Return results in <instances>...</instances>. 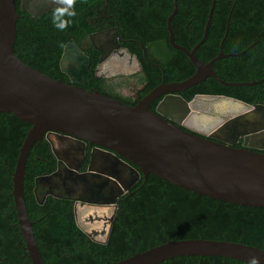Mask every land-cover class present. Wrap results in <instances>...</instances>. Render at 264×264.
<instances>
[{
  "label": "water",
  "instance_id": "obj_1",
  "mask_svg": "<svg viewBox=\"0 0 264 264\" xmlns=\"http://www.w3.org/2000/svg\"><path fill=\"white\" fill-rule=\"evenodd\" d=\"M14 1L0 0V112L11 113L29 124L10 174V196L30 264L42 262L24 206V165L32 144L48 132L55 142L49 139L51 150L65 166L61 171L36 177L35 182L55 177L66 193L80 196L73 204V218L78 225L90 223V228L82 231L92 240L102 236L106 241L115 214L114 192L100 198L109 191L106 179L126 189L139 175L145 181L146 175L152 174L209 198L264 207V103L248 104L222 94H195L189 101L177 95L206 76L228 86L264 80V76L242 82L220 79L211 67L225 55L220 50L206 62L195 57V49L206 36L214 0H210L202 34L190 49L173 41L169 26L175 11L172 0L165 21L167 40L187 56L194 71L179 81L159 82L133 105L81 86L89 62L72 38L62 47L58 60L66 81L22 62L13 52L17 18ZM18 6L30 16L39 17L60 5L53 0H19ZM88 40L98 52L94 76L135 69V56L119 46L115 27L90 33ZM162 94L155 111H151L149 103ZM164 111L170 112L171 121L161 116ZM239 139L240 146H234ZM85 142L97 147L90 150L86 171L77 172ZM70 158L75 159L73 163H69ZM190 255L227 257L245 263L255 256L264 264V250L256 246L203 238L169 240L107 264H155Z\"/></svg>",
  "mask_w": 264,
  "mask_h": 264
},
{
  "label": "trees",
  "instance_id": "obj_2",
  "mask_svg": "<svg viewBox=\"0 0 264 264\" xmlns=\"http://www.w3.org/2000/svg\"><path fill=\"white\" fill-rule=\"evenodd\" d=\"M232 2H235L233 9L240 12L235 14L232 11L220 49L223 53L234 55L214 61L211 67L224 81L257 80L264 76V0H215L206 36L194 54L202 62L217 54L224 34L226 13ZM171 3L172 0H75L71 9L75 15H66L64 19L70 23L65 30H59L53 23L55 9L33 17L21 11L19 0H15L17 18L13 52L25 64L51 78L66 81L58 65L64 44L69 38L76 44L84 42L87 33L95 30L89 20L101 21L104 14H111L118 22V35L121 34L125 40L122 45L137 56L140 54L138 45L147 46L156 59L157 66L145 61L142 63L144 76L139 80L147 81L139 91L142 96L158 84L161 75L165 82L179 81L194 71L187 56L167 42L165 20L171 11ZM175 3L176 10L169 21L173 41L189 49L202 34L210 0H175ZM154 22L158 23L156 28L152 27ZM256 38L257 42L245 49ZM131 39L136 41L135 44L130 43ZM243 49L242 53L236 54ZM86 51L91 54L90 58L97 55L90 48ZM83 79L84 89L93 88L126 102L118 89L94 77L92 70L84 73ZM180 94L185 100L192 94H222L248 104L264 103V81L228 86L207 76ZM153 104L154 101L149 109L152 110ZM28 127L27 122L11 113L0 112V254H7L16 264L18 245L22 241L10 196V174ZM239 145V142L234 144ZM51 160L49 146L41 138L39 144L34 143L28 151L22 185L25 210L43 264L48 259L50 245L55 242L60 244L62 237L67 240L68 264H107L169 240L188 238L239 242L264 250V207L209 198L147 174L145 181L139 175L129 192L117 202L107 242L93 244L91 253L77 251L74 246H78V239L82 247L86 240L74 223L70 202L47 195L42 203H38L33 191L34 177L46 172L47 162ZM155 264L246 263L227 257L190 255L168 258Z\"/></svg>",
  "mask_w": 264,
  "mask_h": 264
},
{
  "label": "flooded vegetation",
  "instance_id": "obj_3",
  "mask_svg": "<svg viewBox=\"0 0 264 264\" xmlns=\"http://www.w3.org/2000/svg\"><path fill=\"white\" fill-rule=\"evenodd\" d=\"M146 1V0H145ZM215 1V0H214ZM156 4V3H155ZM210 4V3H209ZM234 4L235 2H232L231 5L229 6V9L227 10V13H226V21H225V24H224V28L226 29L227 26L229 25V17L232 13V11L235 12V14L239 13L240 10H237V9H233L234 7ZM214 6V4H213ZM162 8V7H161ZM171 8H172V3H171ZM213 9V8H212ZM175 10H176V3H175ZM208 10V9H207ZM170 11V10H169ZM175 13V11H174ZM173 13V14H174ZM159 14V13H158ZM172 14V16H173ZM207 14V12H206ZM212 14V12H211ZM168 16V14H167ZM166 16V17H167ZM171 16V17H172ZM157 17H159L157 15ZM211 17V16H210ZM171 19V18H170ZM205 19H206V15H205ZM210 20V19H209ZM166 21V20H165ZM88 23H91L92 27L95 28V30H93L92 32H89L87 33L86 35V39L84 42H80L79 44H76L78 46V48L87 56L88 58V69L84 72L86 73L88 70L92 72L95 71V68H96V65H97V58H98V52L92 47L90 41L88 40V35L90 33H93V32H96V31H99V30H103V29H107V28H110V27H115L116 28V38H117V41H118V44L119 46L127 49V51L131 54H133L135 56V59L137 61V65L135 67V69L133 70H130V71H127V72H120L117 70L116 73H113V70H110L107 71L110 73L109 76H106V77H96V78H100V79H103L105 84L106 85H109V86H112L114 89H118L119 90V93L120 95L122 96L121 98L127 102V104H135L137 100H139L142 96L139 95V91H141L143 89V87H145L147 81H140V77L144 76V73H143V64L144 63L143 61H145L146 63H149V64H152L154 66H157V64L155 63L154 60H156L154 57L151 56V51L149 49V47H145L141 44H139V50H140V54L139 56H137L135 53L131 52L129 50V48H127L126 46L122 45L123 42L125 40H123L121 38V34L118 35V22L116 21V19L114 17L111 16V14H104L103 15V19H101V21L99 20H95L93 19V21L89 20ZM205 23V21H204ZM209 24V23H208ZM158 25V23H153L152 24V27L153 28H156V26ZM225 29H224V34L222 35L220 41H219V45H218V51L220 49V45L224 39V35H225ZM165 31L167 32V29H166V23H165ZM141 35V34H138V36ZM135 40L131 39L130 43H133L135 44ZM168 42V40H167ZM257 42V38L254 39L245 49L247 48H250L252 47L255 43ZM169 44V43H168ZM87 48H90L92 51H95L97 53V55H95L94 57L90 58L91 54H89L86 49ZM190 49V48H189ZM245 49L237 52L236 54H240L242 53ZM167 50V49H166ZM165 50V51H166ZM178 50V49H177ZM217 51V53H218ZM222 52V51H221ZM223 53V52H222ZM225 54L223 57L227 56L228 53H223ZM232 55H234L232 53ZM230 56V55H228ZM221 57V58H223ZM150 59V60H149ZM220 59V58H219ZM218 60V59H217ZM151 61V62H150ZM216 61V60H215ZM190 62V61H189ZM191 63V62H190ZM89 64L90 67H89ZM192 64V63H191ZM193 65V64H192ZM194 66V65H193ZM116 69H117V66H115ZM159 68L161 69V67L159 66ZM108 70V69H107ZM162 70V69H161ZM213 70V69H212ZM83 73V74H84ZM215 73V72H214ZM63 74V73H62ZM83 74H82V78H83ZM216 74V73H215ZM66 77V76H65ZM207 77V76H206ZM263 77V76H262ZM261 77V78H262ZM205 79V78H204ZM203 79V80H204ZM260 79V78H259ZM258 80V79H257ZM164 81V77L163 75H161V78H160V81ZM202 81V80H201ZM264 81V80H263ZM261 81V82H263ZM158 82V83H159ZM165 82V81H164ZM171 82V81H170ZM260 82V83H261ZM260 83H257V84H260ZM85 84V80L83 79V82L81 84V86ZM157 85V84H156ZM155 85V86H156ZM124 87H129V91L128 92H124L122 89ZM154 87V86H153ZM152 87V88H153ZM189 88V87H188ZM90 89V88H88ZM93 89V88H92ZM187 89V88H186ZM186 89H183L179 92H177V95L181 96V92H184ZM195 94H192V96L187 100L189 101ZM163 96L162 95H159L158 97H156L154 100H152L150 103H149V106L151 105V103L154 101V104H153V107H152V110L151 111H155V107H156V104L157 102L161 99V97ZM226 96V95H225ZM182 97V96H181ZM230 97V96H229ZM183 98V97H182ZM184 99V98H183ZM119 100V99H118ZM122 101V100H120ZM123 102V101H122ZM124 102V103H126ZM161 116L167 120H170V118H172L170 112H167V111H164L162 112ZM29 128V127H28ZM28 130V129H27ZM27 132V131H26ZM43 138V140H45L49 146V149H50V153H51V156H52V160L50 162H47V171L46 172H43L37 176L34 177V180H33V191L34 193H36V196H37V202L39 203V201L42 199L45 198V196L49 195V196H53V197H57V198H62V199H65L67 200L68 202H70V205H71V210H72V216H73V204L75 202H79L77 201L80 200V196L78 194H76V192H68L66 193V191L62 188V186L60 185V181L58 178H51L50 181H45V180H42L40 182H35V178L36 177H40V176H44V175H50L54 172H56L57 170L58 171H61L62 168H64L65 166V163L63 160H60L58 158H56L51 150V144L49 142V139L50 141H52L53 143L54 142V137L53 135L51 134V132H48V133H44L43 136L41 137ZM41 138L39 140H41ZM39 140L35 143V145H38L39 144ZM241 144V140L239 142ZM34 144V143H33ZM32 144V145H33ZM54 145V144H53ZM240 146V145H239ZM94 147H97L95 144H91L89 145L87 142L84 143V147H83V158L80 159V163L78 165V168L76 169L77 172H84L86 171V167L88 165V162H89V156H90V150ZM99 147V146H98ZM99 148H102V147H99ZM104 149V148H103ZM75 159H72L70 158L69 160V163H73ZM126 161V160H124ZM129 163V162H128ZM106 179V178H105ZM106 183L109 184V191L107 190L106 192H104L103 194L100 195V198H104V197H108L107 195H112V193L114 192V194L116 195L114 198L115 200V204H116V209H117V202L120 201L121 199H123V196L129 192L130 188L132 187V185L136 182H134L131 186H129L128 188L126 189H123V187H121L120 185L119 186H114L112 183L115 181H113L112 179H106ZM112 190H111V189ZM114 189V191H113ZM118 189V190H117ZM42 199V201H43ZM82 200V199H81ZM83 201V200H82ZM100 201H98L99 203ZM42 203V202H41ZM86 205H88V203H84ZM116 209H115V212H116ZM115 215V214H114ZM114 218V217H113ZM74 220V218H73ZM101 221H103V219H100ZM113 221V220H112ZM104 222V221H103ZM74 223L75 225L82 231V228H90V223L87 224V222L85 223H79V225L75 222L74 220ZM112 224V223H111ZM111 228V226H110ZM110 231V229H109ZM82 233L84 234V232L82 231ZM108 235H109V232H108ZM108 235H107V238H106V241L103 242V238L102 236H99L98 238H96L95 240H92L90 237L86 236L84 234V240H86V242L84 243L85 245L82 247L80 246V239H78V246H74L75 249H77V251H81V252H85V253H91V250L93 248V244H97V245H103L107 242V239H108ZM64 239V241L62 240ZM61 241H60V244L55 242V243H52L50 245V252H48L47 254V257L48 259L45 260V264H68V257H70V254L69 252H67L66 250V244H67V240L65 237H62ZM22 241V240H21ZM69 245V244H68ZM19 246V251L18 253H16V262L17 264H30V261L28 260V257H27V253L26 251L24 250L23 248V242L22 244L18 245ZM37 246V245H36ZM61 248H62V251H61ZM38 250V249H37ZM39 254V253H38ZM40 257V256H39ZM67 258V259H66ZM41 260V259H40ZM42 262V261H41ZM0 264H16L14 263L13 260H10V257L7 256V254H3L1 253L0 254ZM43 264V262H42Z\"/></svg>",
  "mask_w": 264,
  "mask_h": 264
},
{
  "label": "clouds",
  "instance_id": "obj_4",
  "mask_svg": "<svg viewBox=\"0 0 264 264\" xmlns=\"http://www.w3.org/2000/svg\"><path fill=\"white\" fill-rule=\"evenodd\" d=\"M53 2L57 5H60L54 10L53 23L57 29L65 30L68 27L70 21L64 19V17L66 15H75L73 11H70V9H73L75 5V0H53ZM246 264H260V261L257 257L253 256L246 262Z\"/></svg>",
  "mask_w": 264,
  "mask_h": 264
},
{
  "label": "rangeland",
  "instance_id": "obj_5",
  "mask_svg": "<svg viewBox=\"0 0 264 264\" xmlns=\"http://www.w3.org/2000/svg\"><path fill=\"white\" fill-rule=\"evenodd\" d=\"M129 87H124L122 90L124 91V92H128L129 91Z\"/></svg>",
  "mask_w": 264,
  "mask_h": 264
},
{
  "label": "bare ground",
  "instance_id": "obj_6",
  "mask_svg": "<svg viewBox=\"0 0 264 264\" xmlns=\"http://www.w3.org/2000/svg\"><path fill=\"white\" fill-rule=\"evenodd\" d=\"M185 48V47H184ZM175 49V48H174ZM177 50V49H176ZM185 55V54H184ZM195 55V54H194ZM196 57V56H195ZM215 80V79H214ZM222 85V84H221ZM238 142H240V139L236 142V143H238ZM24 176V175H23Z\"/></svg>",
  "mask_w": 264,
  "mask_h": 264
}]
</instances>
